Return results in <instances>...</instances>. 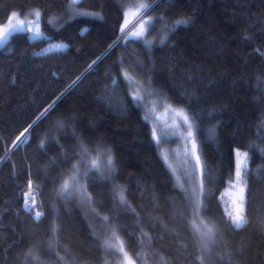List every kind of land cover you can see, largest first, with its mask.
<instances>
[{"label": "trees", "instance_id": "trees-1", "mask_svg": "<svg viewBox=\"0 0 264 264\" xmlns=\"http://www.w3.org/2000/svg\"><path fill=\"white\" fill-rule=\"evenodd\" d=\"M34 9L40 35L0 44V264H103L108 234L135 264H264V0H0V31ZM142 13L143 36H127ZM52 42L65 47L46 50ZM126 75L191 119L198 210ZM236 149L248 153L240 229L220 199ZM98 152L112 170L87 171V207L61 186Z\"/></svg>", "mask_w": 264, "mask_h": 264}, {"label": "rangeland", "instance_id": "rangeland-1", "mask_svg": "<svg viewBox=\"0 0 264 264\" xmlns=\"http://www.w3.org/2000/svg\"><path fill=\"white\" fill-rule=\"evenodd\" d=\"M37 12L39 13L36 9L30 10L26 15L21 16L20 19L13 18L9 25H17L19 28L18 21H23V28L17 31L26 30L33 37L39 36L40 33L37 34V32H39V15H36ZM150 22L151 17L144 16V13L140 14V16H138V18L130 25L127 36L136 37L134 36V33L140 32L142 27L145 32ZM9 25L0 31V34L3 36V38L0 39V44H3L12 33L16 32L12 31L9 28ZM64 47V43L52 42L48 44L46 50H59ZM126 77L130 84L132 97L140 107L144 117L150 122L153 136L155 133L156 138L154 140L158 146L163 161L172 172L176 183L188 192L194 202L196 210H198L202 191V168L200 159L197 160L199 155L191 119L182 108L169 104L163 98L145 90L140 82L134 77L127 75ZM180 113L188 116V123H185L183 116ZM189 125H191V127ZM189 133H191V135ZM22 137L23 136H21L20 139H22ZM193 144L196 146L195 149L193 148ZM244 153V151L238 149L235 150L236 165L234 179L220 195L223 209L229 217L235 213L236 204L234 201H236L239 188L242 186L237 183L236 172L238 166H240L242 171L246 166V157L243 155ZM108 159L109 156L103 152H98L96 154L88 153L83 156L73 165L68 176L63 181L61 186L62 192L65 193V195L75 196L81 204L90 207L88 206L89 197L84 188L85 173L91 169V163L93 160H97L98 168L102 169L108 167ZM65 181H68L70 185L67 192L63 190ZM27 198L31 207H33L35 205L34 195H27ZM193 225L195 229L198 227L200 232L206 231L205 226L209 227L197 216L193 220ZM198 234L200 235V233ZM108 245H111L112 247H108ZM104 247L107 256L103 264H127L125 258L126 252L124 251V253H121L119 251L121 242L114 234H108L107 237H105ZM126 255L127 259H130L132 264H135L127 253Z\"/></svg>", "mask_w": 264, "mask_h": 264}, {"label": "snow or ice", "instance_id": "snow-or-ice-1", "mask_svg": "<svg viewBox=\"0 0 264 264\" xmlns=\"http://www.w3.org/2000/svg\"><path fill=\"white\" fill-rule=\"evenodd\" d=\"M78 0H73V3H77ZM145 7H148V6H145ZM13 15H18L16 13H14ZM36 15H39V13L37 12ZM23 21H18V25H19V28L17 27V25H9V28L12 30V31H17V30H20L23 28ZM177 23H181V21H177ZM186 23V21H185ZM123 30V29H122ZM143 32H144V28L142 27L141 28V31L140 32H137V33H134V36H136L137 38H139L140 36L143 35ZM37 34H39V32H37ZM3 36L2 34H0V39H2ZM59 47V46H57ZM91 67V65L89 66ZM182 116H183V119L185 121V123H188L189 121V118L186 114H183V113H180ZM44 115V114H42ZM191 127V125H189ZM63 127V125H62ZM261 128H264V122H261V125H260ZM26 132L28 131L27 129L25 130ZM191 135V133H189ZM23 135V133L21 134ZM155 133H154V139H155ZM18 140L20 139L19 137L17 138ZM41 146H43V142L41 144ZM195 144H193V148L195 149ZM83 152H87V149L84 148L83 149ZM260 152L261 154H264V148H261L260 149ZM245 157L248 156V153H244L243 154ZM199 159V157H197V160ZM246 167V166H245ZM98 168V161L97 160H93L92 163H91V169H97ZM108 168L109 170H112V159L111 157H109L108 159ZM85 175H88V173L86 172ZM236 176H237V183L238 184H241L242 186L239 188V191H238V194H237V197H236V201H234V203L236 204V210H235V213L230 215V219L232 221V224L235 226V228L237 229H240L242 227H244L248 221L247 219L245 218V204H246V187H247V179H246V172L245 171H242V169L240 168V166L237 167V172H236ZM107 178V177H105ZM29 187H31V184L29 185ZM69 183L68 181H65L64 185H63V190L65 192H67L69 190ZM126 200L123 196H121V203H125ZM34 203V201H33ZM31 207V205L29 204L28 202V198H27V195H26V199H25V210H28L29 208ZM42 213L40 212H37L36 213V216H35V219H39L41 217ZM206 227V231L205 232H200V229L197 227L195 230L196 232L200 233L202 239H205L209 242H214L213 241V234H214V229L211 228V227ZM55 231V229H54ZM108 247H112L111 245H108ZM119 251L121 253H124V248H123V245L121 244V247L119 249ZM125 258L127 260V264H132L131 260L130 259H127V255L125 253Z\"/></svg>", "mask_w": 264, "mask_h": 264}, {"label": "bare ground", "instance_id": "bare-ground-1", "mask_svg": "<svg viewBox=\"0 0 264 264\" xmlns=\"http://www.w3.org/2000/svg\"><path fill=\"white\" fill-rule=\"evenodd\" d=\"M30 211V210H29ZM31 212H32V209H31Z\"/></svg>", "mask_w": 264, "mask_h": 264}, {"label": "built area", "instance_id": "built-area-1", "mask_svg": "<svg viewBox=\"0 0 264 264\" xmlns=\"http://www.w3.org/2000/svg\"><path fill=\"white\" fill-rule=\"evenodd\" d=\"M35 215H36V213H35Z\"/></svg>", "mask_w": 264, "mask_h": 264}]
</instances>
